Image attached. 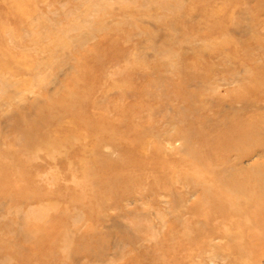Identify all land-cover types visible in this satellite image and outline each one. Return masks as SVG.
Masks as SVG:
<instances>
[{"label": "rangeland", "instance_id": "obj_1", "mask_svg": "<svg viewBox=\"0 0 264 264\" xmlns=\"http://www.w3.org/2000/svg\"><path fill=\"white\" fill-rule=\"evenodd\" d=\"M0 264H264V0H0Z\"/></svg>", "mask_w": 264, "mask_h": 264}]
</instances>
